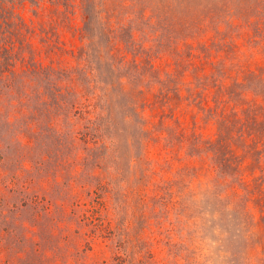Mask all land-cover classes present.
I'll return each mask as SVG.
<instances>
[{"label": "rangeland", "instance_id": "374dc122", "mask_svg": "<svg viewBox=\"0 0 264 264\" xmlns=\"http://www.w3.org/2000/svg\"><path fill=\"white\" fill-rule=\"evenodd\" d=\"M0 264H264V0H0Z\"/></svg>", "mask_w": 264, "mask_h": 264}]
</instances>
